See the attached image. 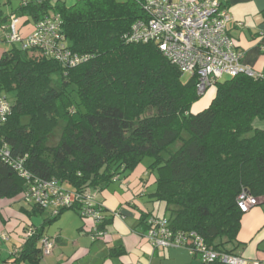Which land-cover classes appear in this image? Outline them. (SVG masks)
<instances>
[{
    "label": "trees",
    "instance_id": "trees-1",
    "mask_svg": "<svg viewBox=\"0 0 264 264\" xmlns=\"http://www.w3.org/2000/svg\"><path fill=\"white\" fill-rule=\"evenodd\" d=\"M142 1L21 4L34 22L58 13L69 48L91 58L66 67L34 48L14 45L3 52L0 92H13L14 100L1 138L32 173L90 193L127 176L147 156L156 175L151 195L171 228L196 231L214 249L234 254L227 244L236 240L243 215L239 194L258 202L264 197V129L253 126L264 120V70L218 79L210 103L192 113L206 92H197V76L184 80L156 43L126 40L133 22L146 17ZM54 72L61 75L58 86L52 85ZM60 118L65 124L55 138ZM177 138L179 147L168 151ZM24 186L0 159V198L22 194ZM30 206V213L44 210ZM106 214L99 228L113 217ZM40 238L35 231L0 264H41Z\"/></svg>",
    "mask_w": 264,
    "mask_h": 264
},
{
    "label": "built area",
    "instance_id": "built-area-1",
    "mask_svg": "<svg viewBox=\"0 0 264 264\" xmlns=\"http://www.w3.org/2000/svg\"><path fill=\"white\" fill-rule=\"evenodd\" d=\"M25 2L26 0H23L22 4ZM142 2L146 17L133 22L126 40L132 43H156L163 56L182 74L197 76L196 89L199 94L204 93L223 76H261L259 71L242 62V53L237 50L226 29V24L232 17L226 8L222 7L221 0ZM19 22V17L12 14L3 29L6 30V40L21 50L37 49L66 67H74L91 58L89 54L75 52L69 48L58 13L48 14L35 21L32 31L27 35L19 31ZM11 112L12 102L0 95V129L7 122ZM0 159L24 181L23 197L26 202L42 209L50 208V214L54 217L64 209L76 208L82 219L93 221L94 238L106 236V226L99 228L105 217L104 207L97 202L94 193L69 190L54 177L44 178L32 173L26 167V158L13 155L1 135ZM257 204V198L245 191L237 198V205L243 213ZM111 214L115 216L118 213ZM146 224L144 237L155 248L183 247L196 254L203 264H264L262 260H248L241 255L216 250L196 231L171 228L165 216L150 215L146 218ZM34 232L32 227L28 228L24 232V240ZM6 239L7 235L3 234L1 240ZM40 243L42 255H48L53 248V241L44 236L41 237ZM17 251L18 248L13 250Z\"/></svg>",
    "mask_w": 264,
    "mask_h": 264
},
{
    "label": "crops",
    "instance_id": "crops-1",
    "mask_svg": "<svg viewBox=\"0 0 264 264\" xmlns=\"http://www.w3.org/2000/svg\"><path fill=\"white\" fill-rule=\"evenodd\" d=\"M221 1L232 17L226 29L242 53V62L256 71H263L264 0ZM65 2L71 5L75 0ZM22 3L23 0H0V56L14 46L6 40L3 29L10 15L19 17L21 34L27 35L33 29L32 16L20 11ZM253 126L264 129V120L255 119ZM148 165L141 162L127 176L119 175L94 192L108 217L112 212L118 213L106 224V236L100 238H94L93 221L82 219L76 209H64L57 218L50 212L42 217L45 210L30 213L31 206L23 193L0 198V259L20 247L24 232L32 227L41 237L46 236L54 243L41 264H203L186 248H155L144 237L146 224L143 219L165 215L163 205L151 195L156 175L149 172ZM3 234L7 235L4 241L1 240ZM38 243L41 246L40 240ZM227 247L248 260L264 261V197L243 213L236 240Z\"/></svg>",
    "mask_w": 264,
    "mask_h": 264
},
{
    "label": "rangeland",
    "instance_id": "rangeland-1",
    "mask_svg": "<svg viewBox=\"0 0 264 264\" xmlns=\"http://www.w3.org/2000/svg\"><path fill=\"white\" fill-rule=\"evenodd\" d=\"M18 1V0H17ZM32 55H34L32 53ZM52 85L53 86H58L61 82V75L59 72H54L52 74ZM225 76L221 77L220 79H223ZM188 78L187 75H184V80H186ZM0 95L6 97L10 102H13L14 100V93L9 91H2L0 92ZM215 95V86L212 85L210 88L207 89V91L205 92V94L203 96H201L200 98H198L193 105L191 106V112L192 113H196L198 111H201L202 109H204L211 101V99L214 97ZM65 121L63 118H60L58 120L57 125L55 126V128L53 129V135L55 136V138H58L61 133H62V129L64 127ZM183 134L186 135L187 133L185 131H183ZM182 142L181 138H177L176 140H174L169 146H168V151H174L176 150L180 143ZM151 162V158L145 156L142 159V164H149ZM158 205V203L156 204ZM157 208V207H156ZM158 209V208H157ZM45 211L42 214V217L46 216L49 212H50V208H45ZM157 212V211H155Z\"/></svg>",
    "mask_w": 264,
    "mask_h": 264
}]
</instances>
